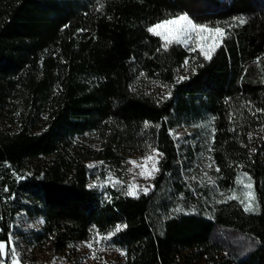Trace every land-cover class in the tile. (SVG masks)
Wrapping results in <instances>:
<instances>
[{
	"label": "trees",
	"instance_id": "obj_1",
	"mask_svg": "<svg viewBox=\"0 0 264 264\" xmlns=\"http://www.w3.org/2000/svg\"><path fill=\"white\" fill-rule=\"evenodd\" d=\"M185 13L224 29L210 61L179 43L165 50L147 31ZM185 61L190 73L179 81ZM256 109H264V0H0V240H11L22 214L40 226L16 235L56 252L127 225L102 240L126 264H264ZM196 124L211 128L218 185L239 194L214 201L211 214L196 206L170 134ZM94 132L100 147L79 143ZM149 137L163 156L147 195L89 187L98 166L88 161L104 166L121 145ZM244 172L254 212L240 202Z\"/></svg>",
	"mask_w": 264,
	"mask_h": 264
},
{
	"label": "rangeland",
	"instance_id": "obj_2",
	"mask_svg": "<svg viewBox=\"0 0 264 264\" xmlns=\"http://www.w3.org/2000/svg\"><path fill=\"white\" fill-rule=\"evenodd\" d=\"M169 35L171 36L172 33L169 32ZM217 39L221 45L223 38L220 39L217 37ZM199 43L201 42L196 41L195 37H193L188 41L187 46L183 43L179 44L186 47L190 52H194L191 50L192 48H196V51L200 52V48L198 47ZM189 73L190 65H186L179 70L178 78L186 77ZM153 89L158 97L164 96L168 91L167 87L163 86H155ZM174 132L178 136L173 134L171 136L174 138L178 148V160L182 162L184 178L193 187L195 196L198 195L200 198V203L196 206L211 214L212 210L210 206L214 204V201L227 198L233 193L239 197V194L235 191L222 190L217 183V171L215 169L218 167L216 166L212 153V131L210 126L207 124L184 125L175 129ZM79 141L81 145L89 148H98L102 143L101 134L97 132L87 133L85 136L80 137ZM149 145L160 153L149 137L140 141H129L121 145L116 150V161L107 162L104 166L96 160L88 161L89 165L98 166L96 177L91 180V184L100 189H104L108 184H113V182L119 180L123 183L118 185L126 191L127 185L132 182L133 176H135V184L139 186H152L153 179H144L138 175L140 168H135L133 172L128 171L129 168L133 167L128 161L143 163L142 158L151 151L148 147ZM160 158L157 157L158 160ZM209 164L213 166L210 168L208 167ZM105 168L107 173H103ZM147 168L151 169V161L148 162ZM109 173L112 176L111 182L109 181ZM205 173H207L206 176ZM209 178L215 183H210ZM247 183L248 180L245 178L242 190V200L245 203H247L246 194L249 191L254 196L253 189L249 190L245 187ZM39 226V222L31 221L22 214L17 215L13 226V233L15 234L11 237V242L16 246L19 264H52L53 260L56 261V264H126V256L121 255L122 250L106 246L102 241L93 244V248L96 250L99 258H92L93 250L85 246V242L92 239L71 245L64 251L56 252L51 243H34L25 239L23 236L16 235L18 231H28ZM0 242L7 243L4 240H0ZM9 247H11V244H9ZM0 259H4V264H11L10 254L7 258L0 257ZM178 261L180 264H184L181 257H179ZM190 264H207V262L200 259Z\"/></svg>",
	"mask_w": 264,
	"mask_h": 264
},
{
	"label": "snow or ice",
	"instance_id": "obj_3",
	"mask_svg": "<svg viewBox=\"0 0 264 264\" xmlns=\"http://www.w3.org/2000/svg\"><path fill=\"white\" fill-rule=\"evenodd\" d=\"M239 23L243 24L245 23V20L243 18H239ZM147 31L157 37H161L164 40L163 48L165 50L168 49L170 46V43H183L187 46L188 41L195 37L196 41H199L201 43L198 44V47L200 48V52L204 56L206 60H211L214 52L218 47H220V42L217 39H222L224 36V29L220 28L219 26L215 28H210L208 25L204 24H197L195 23L188 14H181L176 17L166 19L163 21H160L152 26H149ZM169 32L172 33V35H169ZM211 34V35H209ZM160 49H157L159 51ZM192 51H196V48H192ZM188 61H185V66L187 65ZM194 71V70H193ZM143 75V74H142ZM179 81H182L184 79H187V77H179ZM171 97V92L169 91L164 99H168ZM251 111V109H249ZM257 112H264V109H256ZM255 115V113H253ZM148 123L145 122V127H148ZM264 131V129H262ZM215 132V129H213V134ZM170 134L177 135V133L174 132V130H170ZM249 138H251V134H249ZM213 141H214V135H213ZM151 151L148 155H146L144 158H142L143 163H138L137 161H128L129 164L133 165L132 168H129V172H133L135 168H140V172L138 173L139 176L143 177L144 179H155V174L159 172V168L157 165L159 164V160L157 157H162L163 153H159L156 149L151 148V146H148ZM254 151V150H253ZM151 161V169L147 168L148 162ZM103 163V162H100ZM212 164H209L208 167H212ZM89 167H94V165H89ZM242 167V166H241ZM217 172L220 171L219 168L215 169ZM207 173H205V176ZM248 180V183L245 185V187L249 190L252 189V182L251 177L248 175V173L244 172L241 176L237 177V183L243 184L244 179ZM195 179V177H193ZM109 181H112L111 173H109ZM210 183H215L214 181L209 178ZM122 181L116 180L113 182V187H115L117 184H122ZM94 185H89V187H93ZM152 186H139L135 184V176H133L132 182H130L127 185V189L125 194L133 197H139L141 192L144 195H147L148 192L151 190ZM227 199H239V197L235 196L233 193L232 195L228 196ZM247 203H245L244 200H241V204L244 206L245 212H254L256 211V208L254 207V196L251 191H249L246 194ZM225 202V201H220ZM182 209H176V211H181ZM127 225H116L114 231L107 233L104 236H101L99 232L96 233V235L92 238V240L85 242V246L89 249H92V258H99L96 254V250L93 248L94 243H99L102 240H109L112 236H114L116 233L122 231L124 228H126ZM9 244H11V247H9ZM10 254L11 258V264H19V257L16 253V246L14 243L11 242V240L7 243L0 242V257L7 258ZM121 255H126V253L121 252ZM0 264H4V259H0ZM52 264H56V261L53 260Z\"/></svg>",
	"mask_w": 264,
	"mask_h": 264
}]
</instances>
